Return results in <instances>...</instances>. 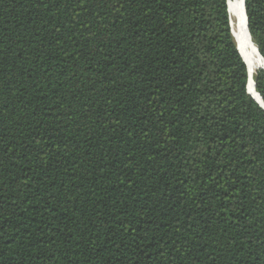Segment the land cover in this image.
<instances>
[{
  "label": "trees",
  "instance_id": "1",
  "mask_svg": "<svg viewBox=\"0 0 264 264\" xmlns=\"http://www.w3.org/2000/svg\"><path fill=\"white\" fill-rule=\"evenodd\" d=\"M227 2L0 0V264H264V69Z\"/></svg>",
  "mask_w": 264,
  "mask_h": 264
},
{
  "label": "bare ground",
  "instance_id": "2",
  "mask_svg": "<svg viewBox=\"0 0 264 264\" xmlns=\"http://www.w3.org/2000/svg\"><path fill=\"white\" fill-rule=\"evenodd\" d=\"M242 1L243 0H228L227 5L236 45L246 65L247 71L251 76L255 70L264 68V62L258 55L254 44L248 41L246 38V25L244 26L245 18ZM254 93L255 91L251 94L257 98Z\"/></svg>",
  "mask_w": 264,
  "mask_h": 264
},
{
  "label": "water",
  "instance_id": "3",
  "mask_svg": "<svg viewBox=\"0 0 264 264\" xmlns=\"http://www.w3.org/2000/svg\"><path fill=\"white\" fill-rule=\"evenodd\" d=\"M242 5H243V13H244V18H245V25H246V31H247V34H248V37H249V40H251L250 39V35H249V32H248V28H247V19H246V13H245V9H244V0L242 1ZM256 48V47H255ZM256 51H257V48H256ZM257 53H258V51H257ZM258 55H259V53H258ZM260 56V55H259ZM260 58L262 59V57L260 56ZM263 60V59H262ZM263 62H264V60H263ZM262 69H264V68H262ZM248 80H249V78H248ZM252 85H253V89H254V82H253V80H252ZM248 94H249V92H247ZM256 96H257V98L256 97H254V95H252V94H249L259 105H260V107L264 110V103L262 102V100H261V98L259 97V95L255 92L254 93Z\"/></svg>",
  "mask_w": 264,
  "mask_h": 264
},
{
  "label": "rangeland",
  "instance_id": "4",
  "mask_svg": "<svg viewBox=\"0 0 264 264\" xmlns=\"http://www.w3.org/2000/svg\"><path fill=\"white\" fill-rule=\"evenodd\" d=\"M230 21H231V18H230ZM251 77H252V75H251Z\"/></svg>",
  "mask_w": 264,
  "mask_h": 264
}]
</instances>
